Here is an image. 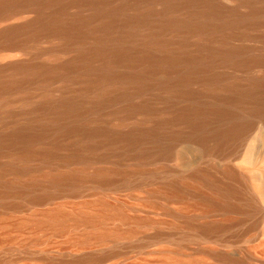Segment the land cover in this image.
Wrapping results in <instances>:
<instances>
[{
    "label": "bare ground",
    "instance_id": "obj_1",
    "mask_svg": "<svg viewBox=\"0 0 264 264\" xmlns=\"http://www.w3.org/2000/svg\"><path fill=\"white\" fill-rule=\"evenodd\" d=\"M173 202L264 236V0H0V253L138 247Z\"/></svg>",
    "mask_w": 264,
    "mask_h": 264
},
{
    "label": "rangeland",
    "instance_id": "obj_2",
    "mask_svg": "<svg viewBox=\"0 0 264 264\" xmlns=\"http://www.w3.org/2000/svg\"><path fill=\"white\" fill-rule=\"evenodd\" d=\"M181 207L182 205L177 202L169 205V212L174 217L163 210H157L155 216L161 224L149 232L158 231L159 239H141L135 243L138 247L126 242L114 249L107 247L93 251L84 250L81 246L69 245L64 238H56L48 243L47 249L32 248L30 253L17 250L12 254H4L6 252L3 251L0 257L11 256L17 260V264H39L40 258L48 254L87 252L97 254L96 260L88 264H179V261L201 264H239L238 261L241 260L251 264H264V236L261 234L260 226L253 227L252 219L229 224L228 229L222 233L201 235L194 229L203 219L197 218L198 216H195L198 215L197 211L189 207L188 212L192 219L188 221L192 227L191 225L184 227V221L177 218ZM212 214V220H224L221 215ZM116 251L118 253H114Z\"/></svg>",
    "mask_w": 264,
    "mask_h": 264
}]
</instances>
